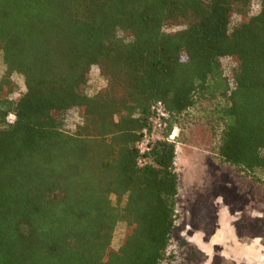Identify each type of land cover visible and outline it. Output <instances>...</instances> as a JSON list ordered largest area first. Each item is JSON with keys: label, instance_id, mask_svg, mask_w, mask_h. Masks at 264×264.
Returning a JSON list of instances; mask_svg holds the SVG:
<instances>
[{"label": "trees", "instance_id": "obj_1", "mask_svg": "<svg viewBox=\"0 0 264 264\" xmlns=\"http://www.w3.org/2000/svg\"><path fill=\"white\" fill-rule=\"evenodd\" d=\"M0 56V264L167 261V137L200 101L219 157L264 184V0H0ZM93 68L102 86L88 94ZM158 103L168 117L140 152Z\"/></svg>", "mask_w": 264, "mask_h": 264}, {"label": "rangeland", "instance_id": "obj_2", "mask_svg": "<svg viewBox=\"0 0 264 264\" xmlns=\"http://www.w3.org/2000/svg\"><path fill=\"white\" fill-rule=\"evenodd\" d=\"M257 10L255 3L251 14ZM238 21L236 15L231 19L232 24ZM181 27V24L171 25L166 30ZM220 63L223 74L228 76L234 63L228 57L222 58ZM3 70L0 56V76ZM11 79L16 88L11 98L15 99L25 88L20 75L12 74ZM90 80L88 94L102 86L96 68L90 71ZM211 107V102H198L182 114L174 129V163L178 175L176 220L167 248V261L161 264H264V184L219 157L221 125L210 113ZM68 116L71 125L76 121V110H71ZM228 218L231 223L225 224ZM229 223L234 241L212 249L210 235L224 234ZM124 234L125 226L120 223L112 248L119 246ZM196 234L198 240H195ZM249 241L256 249L246 254L242 249L245 247L239 245Z\"/></svg>", "mask_w": 264, "mask_h": 264}, {"label": "built area", "instance_id": "obj_3", "mask_svg": "<svg viewBox=\"0 0 264 264\" xmlns=\"http://www.w3.org/2000/svg\"><path fill=\"white\" fill-rule=\"evenodd\" d=\"M258 8V2L256 3ZM12 118V116H10ZM168 117V113L164 109L163 105L158 103L153 106L151 116L149 117V122L151 124V131H143L142 140L137 144V148L140 152L144 151L150 139L156 138V132L164 125V120ZM167 140L174 141L175 134L174 131L168 135Z\"/></svg>", "mask_w": 264, "mask_h": 264}, {"label": "crops", "instance_id": "obj_4", "mask_svg": "<svg viewBox=\"0 0 264 264\" xmlns=\"http://www.w3.org/2000/svg\"><path fill=\"white\" fill-rule=\"evenodd\" d=\"M229 217V216H228ZM230 222L229 218L224 220V223ZM231 223V222H230ZM229 223L228 228L224 234L215 232L213 235H210L209 241L212 249L223 247L226 243L233 242L234 241V235H233V229L231 228V224ZM232 236V237H231ZM199 235H195V240H198ZM233 246V245H232ZM240 247L245 250L244 253L248 254V252H251V250L256 249V245L249 241V243H246L245 245H239ZM235 247V246H233Z\"/></svg>", "mask_w": 264, "mask_h": 264}]
</instances>
